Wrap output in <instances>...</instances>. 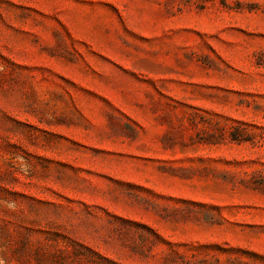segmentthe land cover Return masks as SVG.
Segmentation results:
<instances>
[{
  "label": "rangeland",
  "instance_id": "rangeland-1",
  "mask_svg": "<svg viewBox=\"0 0 264 264\" xmlns=\"http://www.w3.org/2000/svg\"><path fill=\"white\" fill-rule=\"evenodd\" d=\"M0 264H264V0H0Z\"/></svg>",
  "mask_w": 264,
  "mask_h": 264
}]
</instances>
